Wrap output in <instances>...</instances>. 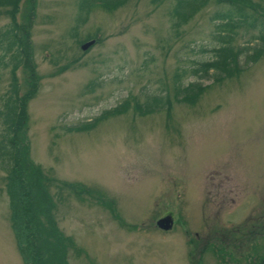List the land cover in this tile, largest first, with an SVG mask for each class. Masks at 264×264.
Instances as JSON below:
<instances>
[{
    "label": "rangeland",
    "instance_id": "obj_1",
    "mask_svg": "<svg viewBox=\"0 0 264 264\" xmlns=\"http://www.w3.org/2000/svg\"><path fill=\"white\" fill-rule=\"evenodd\" d=\"M78 1L0 4V30L14 17L29 32L34 76L28 64L14 70L26 96L17 138L26 139L29 161L48 178L58 232L74 242L67 263L253 264L264 254V237L253 238L264 234V51L255 62L245 54L261 18L246 7L257 21L227 31L234 51L249 48L239 52L241 70L216 81L193 68L211 58L213 15L225 5L207 0L176 24L174 0L88 10ZM11 64L10 54L1 57L0 144L12 128L5 119ZM177 81L202 83L193 104L173 99ZM152 94L169 106L98 117ZM11 165L0 157V264H24L9 219ZM167 214L172 227L163 231L155 221Z\"/></svg>",
    "mask_w": 264,
    "mask_h": 264
},
{
    "label": "trees",
    "instance_id": "obj_2",
    "mask_svg": "<svg viewBox=\"0 0 264 264\" xmlns=\"http://www.w3.org/2000/svg\"><path fill=\"white\" fill-rule=\"evenodd\" d=\"M19 0H0V4L11 6L15 9ZM126 0H79V9L88 10L90 7L102 6L104 8H113L125 2ZM207 0H174L173 15L176 17V24L184 22L194 11L200 8ZM216 3L225 5L224 9L213 16L217 19L214 23L217 30V44L211 49L212 56L209 60L197 62V66L193 68V73L198 77H213V80H218L224 76L241 70L239 66V52L247 50L249 47L241 48L234 51L230 45V36L227 31L237 24L239 21H257V16L252 12L245 11L246 7H251L254 12L261 18L259 25V33L255 36L256 44L249 48L251 53L245 54L246 60L255 62L264 51V0L257 2L253 0H215ZM31 7L29 8V11ZM12 17V16H11ZM32 14L27 15L30 20ZM19 25V24H18ZM20 28V30H19ZM17 28L14 17L11 25L6 29L0 30V59L5 54L11 55V91L12 100L6 102V121H10L12 128L6 133L5 140L0 144V157L4 159L6 164H11L9 172L11 173L9 180V188L12 201L9 203V219L11 222V230L16 240L15 244L19 248V254L24 264H68L66 261V251L72 247L74 242L69 236H62L57 229L55 220L52 217L53 201L49 195L47 176L43 171L37 168L28 159V144L26 139H18L17 129H22L25 112L23 104L25 95L18 93V86L14 76V70L19 65L27 64L29 66L30 78L34 76V67L31 64V51L28 46L29 32L22 26ZM249 51V50H248ZM245 63V60H244ZM33 83L34 80H32ZM197 82H188L187 84H178L174 86L173 99L175 101H184L188 104H193L194 99L198 96L203 85ZM31 85V84H30ZM27 91V90H26ZM132 105L128 99L123 100L114 108L103 111L98 117H108L125 112L128 108L138 111L140 114H149L156 111L162 106H169V101L158 96L157 94L150 95L146 102H138L133 98ZM9 116H11L10 119ZM97 117V118H98ZM96 123L95 118L89 122H84L74 129L80 130L90 127ZM17 135V136H16ZM57 183L64 185L69 189L77 191L72 184L66 182ZM79 185H76L78 188ZM82 190V187H80ZM13 195V197H12ZM112 204H110L111 206ZM253 236L257 238L264 237L263 232H259ZM246 235L249 241L250 233ZM252 236V235H251ZM260 236V237H259ZM252 238V239H253ZM222 243L221 240H217ZM217 244H215L216 246ZM236 246L235 244H232ZM238 247V246H236ZM223 250L224 256L229 254L227 248ZM192 263V262H191ZM196 262L192 263L195 264ZM247 264H252L247 262ZM253 264H264V254H256Z\"/></svg>",
    "mask_w": 264,
    "mask_h": 264
},
{
    "label": "water",
    "instance_id": "obj_3",
    "mask_svg": "<svg viewBox=\"0 0 264 264\" xmlns=\"http://www.w3.org/2000/svg\"><path fill=\"white\" fill-rule=\"evenodd\" d=\"M91 44V40H87L83 42V44L80 46L81 49H86ZM155 225L165 231L169 230L172 226V217L170 214L165 215L164 217H161L155 221Z\"/></svg>",
    "mask_w": 264,
    "mask_h": 264
}]
</instances>
